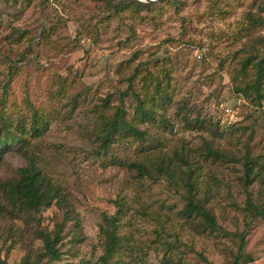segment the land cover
Segmentation results:
<instances>
[{
  "label": "rangeland",
  "instance_id": "1",
  "mask_svg": "<svg viewBox=\"0 0 264 264\" xmlns=\"http://www.w3.org/2000/svg\"><path fill=\"white\" fill-rule=\"evenodd\" d=\"M140 1L118 13L105 0H0V110L8 134L26 130L0 150V259L7 264L46 262L42 234L58 229L62 256L53 264H96L103 215L115 213L119 197L132 205L122 230L136 248L118 264H166L170 256L181 264H232L242 233V264H264V214L253 218L258 211L250 213L247 202L264 211V100L238 91L250 76L235 72L242 59L264 56V0H172L153 10ZM157 56L171 74L157 118L139 124L145 139L123 137L101 154L100 114L112 116L123 103L134 117L135 100L121 102L120 90L136 66ZM41 117L37 135L30 126ZM206 146L228 156L212 161L202 154ZM182 152L200 158L198 196L228 235L194 232L180 215L184 188L164 173L139 179L125 164L180 161ZM246 155L257 160L250 184ZM31 158L66 201L31 213L9 201L4 184L18 180ZM160 223L180 233L172 251L156 241Z\"/></svg>",
  "mask_w": 264,
  "mask_h": 264
},
{
  "label": "trees",
  "instance_id": "2",
  "mask_svg": "<svg viewBox=\"0 0 264 264\" xmlns=\"http://www.w3.org/2000/svg\"><path fill=\"white\" fill-rule=\"evenodd\" d=\"M106 3L115 10V12L120 13L124 10H129L132 7L141 4L140 0H105ZM164 1L172 0H148L145 2V6L153 10V8H158L159 3ZM257 22V21H255ZM258 23V22H257ZM161 65L164 69L166 67V61L157 56L150 62H146L142 66H136L133 72L126 77L127 87L124 90H120V100L124 101V97L131 96L136 104L134 106V117L130 120L127 118V111L120 103L116 106L115 112L112 116H107L104 113L100 114L101 122L97 125V141L100 142V147L102 151L101 154H107L108 150L111 149L114 143L121 140L123 137H134L139 139H145V131L139 128V124L145 123L146 121H151L156 119L157 107L160 102L168 95V80L171 79V74L169 68L166 67L165 70L158 71V67ZM237 76L245 78L250 76V80L246 81L244 85L237 84L236 87L238 91L243 92L247 95H252L253 98L257 99L259 103L264 100V56L261 58L257 57H246L240 61V66L236 69ZM167 78L166 84L162 77ZM136 80H141L142 85L137 87L135 85ZM4 96L0 99V103ZM111 102L110 97L105 98V103ZM108 104H105L107 107ZM8 117L5 116L4 112L0 110V131H6L1 135L0 133V150L11 143L18 142L23 133H9V124L7 123ZM46 120L41 117V120L37 118L33 119L31 122L30 129L37 135H41L44 131V122ZM42 123V124H41ZM43 127V128H42ZM20 128V127H19ZM207 150L204 157H209L212 161H223L228 154L221 149L212 148L211 146H206ZM198 153V152H197ZM180 161L172 158H164L163 161L153 165L149 164L146 160H133L130 162H125V164L135 169L138 173L139 179L146 176L155 179L160 177L163 173L170 180H174L179 184V188H184L185 193L183 194V199L185 201V206L182 208L180 215L185 220L186 224L191 225V229L200 235L207 236H222L228 235V232L224 227L219 225L216 216L213 212L206 206V201L202 200L198 196L200 191L199 186V175L201 168V160L198 158L194 160L191 153L178 154ZM113 163H116L115 156H111ZM257 160L249 158L248 155L244 158V170L245 176L244 181L246 184H250L253 181L255 174V166ZM184 164V165H183ZM259 172L256 173V175ZM5 192H7V198L12 204L18 205L29 213L31 211H38L41 208H46L52 205L55 199L57 202L66 201V196L62 194L60 189L53 184L52 180L42 173L41 168L35 163L31 158L28 166L21 168V176L18 180L9 181L4 184ZM248 210L251 213L253 209L257 210L258 213L253 218H257L264 214L251 199L248 201ZM114 205L116 206V211L113 214L105 213L103 215V223L100 225V235L103 246V254L99 257L96 264H118V259L121 256H125L130 252L135 250L136 246L132 243V236L129 232L123 231L122 227L124 217L130 211L132 205L124 200V198H116L114 200ZM3 210L2 205H0V211ZM160 229H156V232L161 236L156 241H159L161 245L168 251H172V247L180 240V233L178 232H167L164 228L163 223ZM61 229L54 231L53 233H44L43 244L44 251L42 253V258H47L43 260L36 261L35 264H53L54 260H58L62 256V251L60 250L59 243L62 240ZM163 231L164 234H161ZM174 233V234H170ZM169 234V235H168ZM163 236H172L173 242H169L164 239ZM174 238V239H173ZM238 251L235 255V259L232 264H242L245 261L244 248L246 245L245 233L238 236ZM180 259V258H179ZM42 261V262H40ZM0 264H7L5 261L0 259ZM166 264H181L177 263L174 256L167 258Z\"/></svg>",
  "mask_w": 264,
  "mask_h": 264
}]
</instances>
